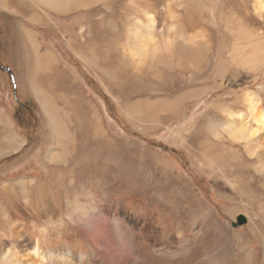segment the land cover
Masks as SVG:
<instances>
[{
  "label": "rangeland",
  "instance_id": "1",
  "mask_svg": "<svg viewBox=\"0 0 264 264\" xmlns=\"http://www.w3.org/2000/svg\"><path fill=\"white\" fill-rule=\"evenodd\" d=\"M24 1L1 5L37 23L43 56L57 59L42 76L31 46L18 38L11 54L14 20L0 12V248L19 264H264V156L218 128L229 110L254 118L250 93L264 103V60L246 71L231 54L233 28L264 39L258 0H92L68 12ZM149 13L157 37L173 23L202 33L199 69L135 66L129 20Z\"/></svg>",
  "mask_w": 264,
  "mask_h": 264
},
{
  "label": "bare ground",
  "instance_id": "2",
  "mask_svg": "<svg viewBox=\"0 0 264 264\" xmlns=\"http://www.w3.org/2000/svg\"><path fill=\"white\" fill-rule=\"evenodd\" d=\"M1 1L4 5L5 4L8 5L6 0H1ZM41 1L51 2V4L56 6L57 10L64 11V12L71 11L72 9L77 8V7L85 8L88 6H92L94 4L92 0H41ZM258 2L260 3L261 15H264V2L263 0H258ZM149 14L146 15L148 21L137 19L135 28L132 29V32H131V35H132L131 38H132L133 43H131L130 45L129 55L132 58V60L135 61V66L137 68H144L145 62L138 61L136 59L138 58L150 59L153 56L156 57V60L162 59L164 57L167 58L168 57L167 51L169 50L174 51V48L178 46L179 44H183V54L179 56V58L185 59V55H186L189 60H193L197 57L196 56L198 54L197 51L200 50V47H197V49L193 50L189 44H186L182 39H185L186 42H190V41L185 37L183 32H180L176 35V37L179 39H174L172 35H169L168 39L171 40V45L167 46L168 48L167 50L163 51L162 44L160 43H154L155 46L152 48L151 43L153 42L156 36V30H155L156 21L153 19L154 17H152V15H149ZM232 30H233V34L235 37V41L233 44L235 49L231 53L233 57V60H232L233 64L237 68L239 67L246 71L247 70L255 71L256 69L258 70L261 67L263 60H264V48H257L258 47L257 40H264L263 36L260 38L259 33L255 32V34L253 35L251 32H247V30L242 27L233 28ZM30 41L33 43V46L35 47V44L37 43V38H36L35 33L33 35H30ZM34 52L39 56L37 62L40 65L43 64L46 59L40 57V55L38 54V50ZM47 60H48L47 61L48 66H50L54 64V62L56 61V58H53L52 56H50ZM147 72L149 73L148 70ZM39 82L40 81H38V83ZM36 87L38 89L37 93H39L38 84ZM44 92L45 90L41 91V94H43ZM195 94L196 92H193V95ZM44 100H45L44 105L46 108V114L47 116H52V112L54 113L55 109L51 104H49L48 99L46 100L44 98ZM247 101L249 103L250 110L254 115V118L252 119L245 118L243 113L240 111L241 109L239 111L229 110L227 111V114H228V117L230 118L227 117L226 120H223L221 127H218V128H224L229 133V135L235 140L243 141V143L246 146V149L250 152L251 155L260 154V156H264V103H261L259 99H256L253 93L249 94V97H247ZM91 116H93V114H91ZM214 128H217V126L210 125V124H206L204 126V129L208 131ZM214 132L217 133L218 130L215 129ZM53 156L61 160L57 152H54ZM256 169L262 174H264V162L260 161ZM42 185H44V187L41 189L43 190L41 192H46V190L44 189L46 188V185L41 184V186ZM24 193H25V199L29 200V197L31 196L32 193H30L28 189H25ZM75 208L77 209L76 205H75ZM18 227L17 229L15 228L16 230L14 231V233L17 237H21V234H19L20 229H18ZM122 250L123 251L126 250L125 246L122 247ZM35 253L36 255H40L38 249L35 250ZM0 254H1L0 264H19V259L16 258L17 257L16 255L10 256L7 251L2 250L1 248H0ZM57 260L60 264H72L73 263L67 257L59 258ZM37 264H41V262L37 261Z\"/></svg>",
  "mask_w": 264,
  "mask_h": 264
},
{
  "label": "crops",
  "instance_id": "3",
  "mask_svg": "<svg viewBox=\"0 0 264 264\" xmlns=\"http://www.w3.org/2000/svg\"><path fill=\"white\" fill-rule=\"evenodd\" d=\"M6 1H7V4L8 5H6V4L4 5L2 3V1H1V3H0V12L6 13L5 16H7V19H10V20L13 19L14 20V23H7V25L5 27V31H6L5 33H6L7 37H9L10 39H12L11 45L14 46L13 49H12L11 54L15 55L16 53H18L19 46L18 45L15 46V44L17 43V39L19 38V43L24 42V44L29 45V47L31 46L30 47L31 54L33 56H37L36 57L37 58V61H38L39 56L34 52L36 50H38V54L40 55L41 58H45V57L52 56L53 58H56L57 59V56L55 55L56 52L53 49H51V48H48L45 51V53H44L45 56H43V53H42V50H41V48H43L42 47L43 45L41 44V42L38 41V35H37L38 34V31L36 29V24L37 23H35L33 20L25 17L24 15H22V13H18L16 11L11 10V9L4 8V7H7V8H13V7H15L17 9H21L22 11H25L26 10V6H23L21 8L20 7V3L18 2L20 0H6ZM39 1L42 2L43 4L48 5V6H50V7H52V8H54V9L57 10L56 6L53 5V4H51V2L41 1V0H39ZM24 2L26 4H28L29 6H33V7L36 4V3L31 2L29 0L24 1ZM171 4H172L171 1L165 3L166 8H167V11L169 13V16L173 19L172 22H174V21H177L178 22L179 15H177L176 12L171 9L170 6L173 7V5H171ZM82 8H84V7H82ZM85 8H87V7H85ZM32 14H33L32 15V18H35V14L34 13H32ZM4 17L2 15H0V18H2L3 20H4ZM152 17H154V16L152 15ZM153 19L155 20V18H153ZM46 20H47V18H46ZM136 21L132 22L131 20H129V22L131 24V27H130L131 30L135 28ZM146 21H148V20H146ZM21 29H23L24 33L19 36L18 33L21 31ZM184 29L185 28H183L182 26H180V25H178L176 23H173V24H171L169 26H164L162 28L161 37L155 36L156 38H154L153 42L151 43V47L153 48L155 46L154 43H160V44H162L163 51L167 50L168 49L167 46L168 45H171V40L168 39L169 35H172V37H174V39H179V38L176 37V35L178 33H180V32H183V33L186 32ZM34 33L36 34V38H37V43L35 44V47L33 46V43L30 41V35H33ZM167 33H169V34H167ZM199 34H202V33L201 32L200 33L198 32L197 34L194 33V34H190V35L184 33L185 37L190 42H186L185 39H182V40L186 44H189L190 47L193 50H195V49H197V47H199L200 41H202L201 35H199ZM180 46L183 47V44H179L178 46H176L174 48V51H172V50L167 51V56L168 57L167 58L166 57L163 58L164 59V65L162 66V68H167V69L168 68H172V69L173 68H180V66H184V64H187L188 66H185L183 69H188L191 66L194 67L195 69H199V66H198L197 63H195V61L192 60V62H185L184 59L179 58V56H181L183 54V50L179 49ZM154 58L155 57L153 56L150 59H154ZM136 60H138V61H145L147 59H140V58H138ZM37 66L39 67V70H41L42 73L49 68L48 63H47V60H45L44 63L41 64V65L37 62ZM44 74L45 73H43L42 76ZM163 75H164V73L162 71L161 72L162 78H163ZM35 91L36 92L38 91V89L36 88V86H34V93L37 96V94H36ZM58 107L63 111V114L61 115V120L64 123L65 127L69 123L72 125L71 119L69 117V113H71L72 111H69L68 109L63 108L61 106H58ZM92 108L94 109L93 106H92ZM73 114L75 116L72 115V117H77V111H75ZM97 118H98V116H97ZM74 130H75V132L78 131V129L76 127H74ZM48 131H49V135H50L52 133L51 132V127H49V130ZM68 132L70 134H73V132L71 130L68 131Z\"/></svg>",
  "mask_w": 264,
  "mask_h": 264
},
{
  "label": "water",
  "instance_id": "4",
  "mask_svg": "<svg viewBox=\"0 0 264 264\" xmlns=\"http://www.w3.org/2000/svg\"><path fill=\"white\" fill-rule=\"evenodd\" d=\"M246 222H247L246 218L244 216H241L238 219V223H234L233 225L234 226H241V225L245 224Z\"/></svg>",
  "mask_w": 264,
  "mask_h": 264
}]
</instances>
